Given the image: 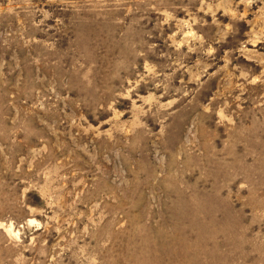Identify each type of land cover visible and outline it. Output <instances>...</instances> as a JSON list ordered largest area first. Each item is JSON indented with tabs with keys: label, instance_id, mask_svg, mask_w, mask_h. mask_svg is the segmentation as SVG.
I'll use <instances>...</instances> for the list:
<instances>
[{
	"label": "rangeland",
	"instance_id": "374dc122",
	"mask_svg": "<svg viewBox=\"0 0 264 264\" xmlns=\"http://www.w3.org/2000/svg\"><path fill=\"white\" fill-rule=\"evenodd\" d=\"M0 264H264V0H0Z\"/></svg>",
	"mask_w": 264,
	"mask_h": 264
}]
</instances>
